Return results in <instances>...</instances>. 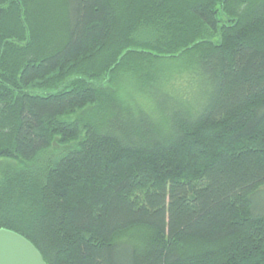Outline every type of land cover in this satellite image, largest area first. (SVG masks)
I'll use <instances>...</instances> for the list:
<instances>
[{"label": "trees", "instance_id": "16d2710c", "mask_svg": "<svg viewBox=\"0 0 264 264\" xmlns=\"http://www.w3.org/2000/svg\"><path fill=\"white\" fill-rule=\"evenodd\" d=\"M264 0H0V228L47 264H264Z\"/></svg>", "mask_w": 264, "mask_h": 264}, {"label": "water", "instance_id": "95a60500", "mask_svg": "<svg viewBox=\"0 0 264 264\" xmlns=\"http://www.w3.org/2000/svg\"><path fill=\"white\" fill-rule=\"evenodd\" d=\"M0 264H47L41 251L24 235L0 228Z\"/></svg>", "mask_w": 264, "mask_h": 264}, {"label": "rangeland", "instance_id": "374dc122", "mask_svg": "<svg viewBox=\"0 0 264 264\" xmlns=\"http://www.w3.org/2000/svg\"><path fill=\"white\" fill-rule=\"evenodd\" d=\"M254 200L257 210L264 213V187L260 195L256 196Z\"/></svg>", "mask_w": 264, "mask_h": 264}]
</instances>
